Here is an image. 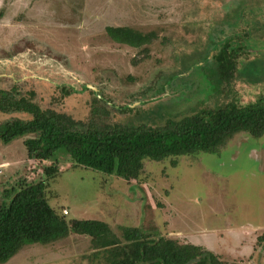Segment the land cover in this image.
I'll list each match as a JSON object with an SVG mask.
<instances>
[{
    "label": "rangeland",
    "instance_id": "1",
    "mask_svg": "<svg viewBox=\"0 0 264 264\" xmlns=\"http://www.w3.org/2000/svg\"><path fill=\"white\" fill-rule=\"evenodd\" d=\"M237 4L244 15L236 32L246 33L247 20L254 21L243 62L254 60L228 94L245 103L264 91V0H0V90L17 89L40 107L82 122L95 106L100 124L160 125L216 105L222 94L205 98L201 58L211 31L216 26V36L222 33L219 26ZM116 25L154 31L147 55L110 40L104 28ZM185 70L186 77L169 78ZM88 85L96 96L84 89ZM62 88L74 90L65 94ZM126 106L137 110L121 112ZM11 118L29 115L0 112V123ZM25 138L0 136V203L17 182L38 177ZM58 154L47 159H57L58 171L47 178L45 198L65 220L96 219L115 232L141 227L220 251L226 262L264 264V133L235 134L215 152L180 155L174 164L170 158L145 161L138 182L72 166ZM92 250L87 235L71 232L48 245L27 244L0 264H94Z\"/></svg>",
    "mask_w": 264,
    "mask_h": 264
},
{
    "label": "trees",
    "instance_id": "2",
    "mask_svg": "<svg viewBox=\"0 0 264 264\" xmlns=\"http://www.w3.org/2000/svg\"><path fill=\"white\" fill-rule=\"evenodd\" d=\"M241 5H234L232 16L223 20L219 26L223 28L221 34L216 36V26L211 31L208 49L201 58L207 66L200 80L205 86V98L221 93V101L216 105H200L178 118L168 117L160 125L138 121L124 125L100 124L93 111L95 106L92 117L82 122L65 112L40 107L20 95L17 89L0 90V112L29 115L26 120L11 118L1 122L0 136L3 139L26 136L23 144L27 158L31 159L29 166L38 173L30 181L17 182L8 199L0 203V263L8 261L27 244L48 245L74 232L88 236L93 247L88 255L97 259L94 264H238L226 262L220 251L208 250L170 234L156 237L141 227L127 226H120L115 232L107 223L96 219L67 221L62 212L48 205L45 188L47 178L58 171L57 159L47 160L53 153L66 155L72 166L83 165L112 173L126 182H138L145 170V161L170 158L174 164L180 155L215 152L235 134L251 137L263 134L264 91L245 103L229 95L235 80L250 71L254 60L243 62L249 57L244 39L254 21L247 20L246 33L236 32L235 25L244 15ZM247 13L251 14L252 10ZM252 28L258 30L255 24ZM104 30L115 43L137 49L140 58L142 54L147 55L149 45L157 38L154 31L144 32L127 25L106 26ZM232 30L234 33L230 34ZM210 50L213 53L209 56ZM186 73L187 70L169 78L186 77ZM69 89H63L64 93L74 90ZM84 89L94 93L88 86ZM99 100L102 101L98 97L93 99L95 103ZM121 109L123 113L135 112L137 106Z\"/></svg>",
    "mask_w": 264,
    "mask_h": 264
},
{
    "label": "crops",
    "instance_id": "3",
    "mask_svg": "<svg viewBox=\"0 0 264 264\" xmlns=\"http://www.w3.org/2000/svg\"><path fill=\"white\" fill-rule=\"evenodd\" d=\"M27 158V157H26ZM28 159H30V158H28ZM3 160H5L6 161V163H9V160H8V158L7 159H3ZM29 161V160H28Z\"/></svg>",
    "mask_w": 264,
    "mask_h": 264
},
{
    "label": "water",
    "instance_id": "4",
    "mask_svg": "<svg viewBox=\"0 0 264 264\" xmlns=\"http://www.w3.org/2000/svg\"><path fill=\"white\" fill-rule=\"evenodd\" d=\"M89 88L95 89V88H93V87H91V86H89Z\"/></svg>",
    "mask_w": 264,
    "mask_h": 264
},
{
    "label": "flooded vegetation",
    "instance_id": "5",
    "mask_svg": "<svg viewBox=\"0 0 264 264\" xmlns=\"http://www.w3.org/2000/svg\"><path fill=\"white\" fill-rule=\"evenodd\" d=\"M90 85H88V87H89ZM92 87V86H91Z\"/></svg>",
    "mask_w": 264,
    "mask_h": 264
},
{
    "label": "built area",
    "instance_id": "6",
    "mask_svg": "<svg viewBox=\"0 0 264 264\" xmlns=\"http://www.w3.org/2000/svg\"><path fill=\"white\" fill-rule=\"evenodd\" d=\"M1 169V168H0ZM0 172H1V170H0Z\"/></svg>",
    "mask_w": 264,
    "mask_h": 264
}]
</instances>
